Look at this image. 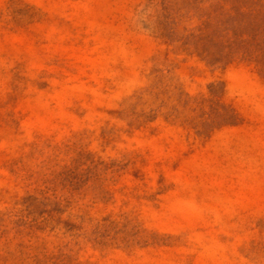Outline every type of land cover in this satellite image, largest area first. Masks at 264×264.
Masks as SVG:
<instances>
[{
	"label": "rangeland",
	"instance_id": "obj_1",
	"mask_svg": "<svg viewBox=\"0 0 264 264\" xmlns=\"http://www.w3.org/2000/svg\"><path fill=\"white\" fill-rule=\"evenodd\" d=\"M179 2L0 0V264H264V72Z\"/></svg>",
	"mask_w": 264,
	"mask_h": 264
},
{
	"label": "trees",
	"instance_id": "obj_2",
	"mask_svg": "<svg viewBox=\"0 0 264 264\" xmlns=\"http://www.w3.org/2000/svg\"><path fill=\"white\" fill-rule=\"evenodd\" d=\"M189 6L198 24L177 32L182 47L195 53L210 65L228 64L235 60L254 65L264 72V0H181ZM179 2L177 5H180ZM183 7V8H184ZM186 9L188 13L190 10ZM212 105L219 122L235 124L233 110L214 101ZM222 108L223 112H218Z\"/></svg>",
	"mask_w": 264,
	"mask_h": 264
}]
</instances>
